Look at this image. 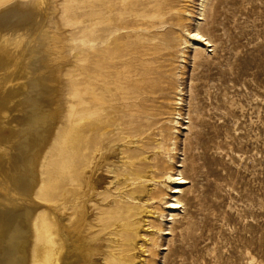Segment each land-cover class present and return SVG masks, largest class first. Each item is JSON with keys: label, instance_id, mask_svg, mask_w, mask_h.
Returning a JSON list of instances; mask_svg holds the SVG:
<instances>
[{"label": "bare ground", "instance_id": "obj_1", "mask_svg": "<svg viewBox=\"0 0 264 264\" xmlns=\"http://www.w3.org/2000/svg\"><path fill=\"white\" fill-rule=\"evenodd\" d=\"M92 2L93 25L107 30L108 0ZM190 2H136L130 16L152 29L148 46L154 66L145 70L147 83L132 85L124 96L94 84L106 78L89 67L86 86L73 79L67 87L63 70L73 48L57 17L56 0H15L0 7L3 264H139L145 228L155 225L150 207L163 199L153 183L163 148L156 144V132L166 131L163 93L174 82L166 73L177 58L184 62L182 44L211 47L199 22L190 32ZM206 2L201 0L198 21ZM65 95L72 99L65 101ZM173 181L178 183L168 197L173 200L166 202L170 213L183 207L173 195L187 179ZM40 203L44 213L35 227Z\"/></svg>", "mask_w": 264, "mask_h": 264}, {"label": "rangeland", "instance_id": "obj_2", "mask_svg": "<svg viewBox=\"0 0 264 264\" xmlns=\"http://www.w3.org/2000/svg\"><path fill=\"white\" fill-rule=\"evenodd\" d=\"M13 1L0 0V7ZM138 1L108 0L106 30L91 21L92 0H56L73 48L63 70L67 87L73 79L86 86L88 67L107 79L94 84L114 94L124 96L132 85L147 83L145 70L154 66L152 29L133 23ZM190 1V32L199 22L211 47L182 44L184 62L177 58L166 73L174 82L163 93L166 131L156 132L163 148L153 183L163 199L150 207L155 225L145 228L139 264H264V0H207L201 21V0ZM180 177L187 183L173 196L183 207L170 213L166 202L173 200V179ZM40 206L35 227L44 213Z\"/></svg>", "mask_w": 264, "mask_h": 264}]
</instances>
